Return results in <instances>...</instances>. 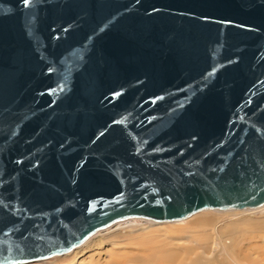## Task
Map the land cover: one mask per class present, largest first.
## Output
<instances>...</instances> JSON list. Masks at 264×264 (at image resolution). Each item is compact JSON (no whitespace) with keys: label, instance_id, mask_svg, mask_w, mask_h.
<instances>
[{"label":"water","instance_id":"1","mask_svg":"<svg viewBox=\"0 0 264 264\" xmlns=\"http://www.w3.org/2000/svg\"><path fill=\"white\" fill-rule=\"evenodd\" d=\"M263 201L264 0H0V264Z\"/></svg>","mask_w":264,"mask_h":264},{"label":"bare ground","instance_id":"2","mask_svg":"<svg viewBox=\"0 0 264 264\" xmlns=\"http://www.w3.org/2000/svg\"><path fill=\"white\" fill-rule=\"evenodd\" d=\"M208 210L218 213H205ZM263 210L264 201L253 206L206 207L170 220L127 216L96 229L69 250L15 264L41 262L64 254L62 260L43 264H240L241 257L261 258L264 264V215H260ZM200 212L196 219L175 231L171 227H156L180 223ZM257 223L263 227L253 226Z\"/></svg>","mask_w":264,"mask_h":264},{"label":"rangeland","instance_id":"3","mask_svg":"<svg viewBox=\"0 0 264 264\" xmlns=\"http://www.w3.org/2000/svg\"><path fill=\"white\" fill-rule=\"evenodd\" d=\"M263 208V207H262ZM261 209V208H260ZM248 210H250V209H248ZM257 210H259V209H257ZM208 211H210V212H205V213H209V214H216V213H218V212H216V211H213V210H208ZM212 211V212H211ZM237 211H245V210H235V211H233V212H237ZM251 211H255V209H251ZM222 212H224L225 213V211H222ZM202 212H200V213H197V214H195V215H193L192 217H190V218H188V219H186L185 221H182V222H180L179 223V221L177 222V223H162V224H158V225H156V227H171L172 228V230H177V228L178 227H181V226H184V225H186V224H188L190 221H192L193 219H196L197 217H198V215H200ZM219 213H221V212H219ZM227 213V212H226ZM236 214V213H235ZM234 214V215H235ZM237 216H239V215H242V216H244V213L243 214H236ZM260 215H264V210L263 211H261L260 212ZM264 220V219H263ZM260 226L261 228L263 227L261 224H255V225H253V226ZM192 231V230H191ZM107 233V231L106 232H103V233H101L102 235L103 234H106ZM93 238V237H92ZM115 240H120V239H117V237L115 238ZM89 241V240H88ZM109 243V241L106 243V244H108ZM112 243V242H111ZM65 257V254L64 255H61V256H58V257H54V258H50V259H46L45 261H41V262H36V263H30V264H43L44 262H48V263H51L54 259H56V260H62L63 258ZM241 261L242 262H240V264H262V260H261V258H259V259H254V258H250V259H246V258H244V257H241ZM15 264V263H14ZM217 264H231V263H229V262H224V263H217Z\"/></svg>","mask_w":264,"mask_h":264},{"label":"snow or ice","instance_id":"4","mask_svg":"<svg viewBox=\"0 0 264 264\" xmlns=\"http://www.w3.org/2000/svg\"><path fill=\"white\" fill-rule=\"evenodd\" d=\"M26 2H27V0H26Z\"/></svg>","mask_w":264,"mask_h":264}]
</instances>
